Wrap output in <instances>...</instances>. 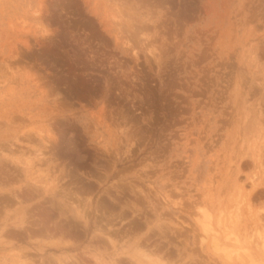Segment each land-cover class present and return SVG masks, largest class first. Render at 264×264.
I'll list each match as a JSON object with an SVG mask.
<instances>
[{
	"label": "rangeland",
	"instance_id": "374dc122",
	"mask_svg": "<svg viewBox=\"0 0 264 264\" xmlns=\"http://www.w3.org/2000/svg\"><path fill=\"white\" fill-rule=\"evenodd\" d=\"M261 237L264 0H0V264H264Z\"/></svg>",
	"mask_w": 264,
	"mask_h": 264
},
{
	"label": "bare ground",
	"instance_id": "6f19581e",
	"mask_svg": "<svg viewBox=\"0 0 264 264\" xmlns=\"http://www.w3.org/2000/svg\"><path fill=\"white\" fill-rule=\"evenodd\" d=\"M48 133H49V132H48ZM51 148H52V147H51ZM1 152H2V151H1ZM258 162H259V161H258ZM257 165H258V164H257ZM259 166H260V164H259ZM259 168H260V167H259ZM70 173H71V172H70ZM6 174H7V173H6ZM1 175H2V174H1ZM72 175H73V174H72ZM106 175H107V174H106ZM70 176H71V175H70ZM1 178H2V177H1ZM70 178L72 179V176H71ZM73 179H74V178H73ZM105 179H106V178H105ZM79 181H80V180H79ZM74 182H75V181H74ZM82 184H83V183H82ZM126 184H127V183H126ZM131 185H132V184H131ZM78 186H79V185H78ZM61 187H62V186H61ZM65 187H66V186H65ZM72 187H73V186H72ZM80 187H81V186H80ZM125 187H126V186H125ZM137 188H138V187H137ZM73 189H74V188H73ZM84 189H85V188H84ZM117 189H118V188H117ZM36 190H37V189H36ZM87 190H89V189H87ZM21 191H22V190H21ZM72 191H73V190H72ZM80 191H81V190H80ZM87 192H88V191H87ZM18 193H19V192H18ZM22 193H23V192H21L20 194H22ZM25 193H26V192H25ZM80 193H81V192H80ZM26 194H27V193H26ZM74 194H75V192H74ZM76 194H77V193H76ZM81 194H82V193H81ZM7 195H8V194H7ZM145 195H146V194H145ZM9 196H10V195H9ZM11 196H12V195H11ZM11 196H10V197H11ZM21 196H23V195H21ZM35 196H36V194H35ZM6 197H7V196H6ZM27 197H28V195H27ZM27 197H26V198H27ZM13 198H15L16 200H21V199H20L21 197H19V194H17V193H15V194L13 193ZM22 198H23V197H22ZM2 199H4V197H2ZM5 199H6V198H5ZM24 199H25V197H24ZM31 199H32V198H31ZM46 199H47V198H46ZM11 200H13V199H10V201H11ZM16 200H15V202H16ZM25 200H27V199H25ZM28 200H30V199H28ZM88 200H89V199H88ZM35 202H36V201H35ZM88 202H89V201H88ZM71 204H72V202H71ZM86 204H87V203H86ZM118 204H119V203H118ZM6 205H7V204H6ZM87 206H88V205H87ZM103 206H104V205H103ZM103 206H102V207H103ZM109 206H110V205H109ZM33 207H34V205H33ZM46 207H47V206H46ZM99 207H100V206H99ZM111 207L113 208V206H111ZM237 207H238V206H237ZM247 207H248V206H247ZM1 208H2V207H1ZM3 208H4V207H3ZM58 208H59V207H58ZM100 208H101V207H100ZM66 209H67V208H66ZM86 209H87V208H86ZM98 209H99V208H98ZM22 210H23V209H22ZM112 210H113V209H112ZM112 210H111V211H112ZM33 211H34V210H33ZM85 211H86V210H85ZM98 211H99V210H98ZM126 211H127V210H126ZM58 212L61 213V211H59V210H58ZM67 212H68V210H67L65 213L67 214ZM81 212H82V211H81ZM81 212H78L79 215H80ZM86 212H87V211H86ZM86 212H85V213H86ZM128 212H129V211H128ZM65 213H64V214H65ZM88 213H89V212H88ZM100 213H102V211H101ZM104 213H105V212H104ZM35 214H36V213H35ZM38 214H39V213H38ZM41 214H42V213H40V215H41ZM56 214H57V213H56ZM82 214H83V213H82ZM105 214H106V213H105ZM40 215H37V216H40ZM43 215H44V214H43ZM43 215H42V216H43ZM100 215H101V214H100ZM110 215H111V214H110ZM13 216H14V215H13ZM33 216H34V215H31V217H33ZM49 216H51V215H49ZM49 216H48V217H49ZM81 216H82V215H81ZM111 216H112V215H111ZM2 217H3V216H2ZM29 217H30V216H29ZM29 217H28V218H29ZM24 218H25V217H24ZM28 218H27V220L25 219L26 221H23V223L26 224V227H25V226H24V228L22 227V228L26 231V232L24 233V234H25L24 236H25V237H26V235L29 236L30 232L33 233V232H35V231H36V233L38 232V233H37L38 235H39V232H41L40 234H43V235H44V229L41 230L42 227L45 228V227L43 226V224L45 225V223H43V219H44V217H43V218H40V219H37V221H35V222H33L35 219H34V220H31L30 218H29V219H28ZM33 218H34V217H33ZM52 218H53V217H52ZM52 218H51V219H52ZM84 218H85V216H84ZM113 218H114V217H113ZM41 219H42V220H41ZM49 219H50V218H49ZM61 219H62V218H61ZM67 219H68V223L71 225L72 222L70 223V221H72V219H71V220H70L69 218H67ZM85 219H86V218H85ZM114 219H115V218H114ZM204 219H205V218H204ZM17 220H18V219H17ZM45 220H46V219H45ZM62 220H63V219H62ZM69 220H70V221H69ZM65 221H66V220H65ZM65 221H64V222H65ZM133 221H134V220H133ZM20 222H22V221H20ZM51 222H53V221H51ZM62 222H63V221H62ZM47 223H48V222H47ZM59 223H60V221H59ZM110 223H111V222H110ZM57 224H58V223H57ZM57 224H56V225H57ZM65 224H67V221H66ZM69 224H68V225H69ZM78 224H80V223H78ZM78 224L76 223L77 227H78ZM106 224H107V223H106ZM131 224H132V223H131ZM41 225H42V227H41ZM47 225L49 226V223H48ZM47 225H45V226H47ZM76 225H74V226L72 225V226L75 227ZM103 225H104V224H103ZM48 226H47V227H48ZM57 226H58V225H57ZM57 226H55L56 229H57V228H58V229L60 228V230H62L63 232H65V231L63 230L64 227H67V226H65V225H64V226H63V225H62V226L59 225L60 227H59V226L57 227ZM82 226H83V225H82ZM136 226H137V225H136ZM49 227H51V225H50ZM49 227H48V229H51V228L53 227V225H52L51 228H49ZM61 227H63V229H62ZM80 227H81V225H80ZM103 227H104V226H103ZM70 228H71V227H70ZM84 228H85V226H84ZM129 228H130V227H129ZM19 229H21V228H19ZM23 229H21L22 232H23ZM67 229H68V228H66V230H67ZM72 229H73V228H72ZM12 230H13V229H12ZM40 230H41V231H40ZM52 230H53V229H52ZM128 230H130V229H128ZM16 231H17V230H16ZM49 231H50V230H49ZM53 231H54V230H53ZM83 231H85V230H83ZM132 231H133V230H132ZM22 232H21V233H22ZM63 232H61V233H63ZM69 232H70V233L67 232L68 235L71 234V231H69ZM73 232H74V230H73ZM6 233H7V232H6ZM6 233H5V235H6ZM16 233H18V232H16ZM16 233H15V234H16ZM45 233H46V232H45ZM55 233H58V232L55 231ZM65 233H66V232H65ZM65 233H64V234H65ZM74 233H75V232H74ZM85 233H86V232H85ZM123 233L125 234L126 232H123ZM9 234H11V233H9ZM33 234H34V233H33ZM33 234H32V235H33ZM72 234H73V233H72ZM76 234H78V233H75V235H76ZM108 234H109V233H108ZM114 234H115V232H114ZM157 234H158V233H157ZM16 235H19V234H16ZM21 235H23V233H22ZM21 235H20V237H21ZM35 235H36V234H34L33 236H35ZM43 235H42V236H43ZM56 235H57V234H56ZM66 235H67V234H66ZM119 235H120V234H119ZM6 236H7V235H6ZM76 236H77V235H76ZM81 236H82V235H81ZM81 236H80V237H81ZM108 236H109V235H108ZM114 236H115V235H114ZM12 237H13V236H12ZM102 237H103V236H102ZM106 237H107V236H106ZM110 237H111V236H109L108 239H109ZM259 237H260V236H259ZM259 237H258V239H259ZM18 238H19V237H18ZM21 238H22V237H21ZM53 238H54V237H53ZM103 238H104V237H103ZM103 238H102V241H103ZM121 238H122V237H121ZM263 238H264V237H263ZM263 238H262V237L260 238V239H262V240H260L261 243H262V245L260 244V242H257V243H259L258 245H261L260 247H262V249L264 250V239H263ZM64 239H65V238H64ZM108 239L106 240L107 242H108ZM113 239H114V238H110V239H109V242H111L112 246H115V242L113 241ZM144 239H145V238H144ZM144 239H143V240H144ZM104 240H105V239H104ZM59 241H60V240H59ZM145 241H146V240H145ZM257 241H258V240H257ZM97 242H98V241H97ZM143 242H144V241H143ZM253 242L256 243V241H253ZM65 243H66V242H65ZM95 243H96V241H95ZM106 244H108V243H106ZM142 244H143V243H142ZM108 245H109V244H108ZM254 245H255V244H254ZM255 246H256V245H255ZM140 247H141V246H140ZM140 247H139V248H140ZM60 248H63V247H60ZM137 248H138V247H137ZM254 248H255V247H254ZM262 249H261V250H262ZM229 252H230V251H229ZM23 254L26 255V253H23ZM23 254H21V255H23ZM245 254H246V253H245ZM21 255H20V256H21ZM25 255H24V256H25ZM36 255H37V254H36ZM144 255H145V254H144ZM226 255H227V254H226ZM239 255H240V253H239ZM30 256H32V253H31ZM245 256H246V255H245ZM34 257H35V256H34ZM37 257H38V255H37ZM134 257H135V256H134ZM145 257L148 258V260H150V257H151V256H150V257L144 256V258H145ZM241 257H242V256H241ZM19 258H21V257H19ZM26 258H27V257H26ZM129 258L132 259V261L134 260L133 257H129ZM151 258H152V257H151ZM169 258H170V257H169ZM29 259H30V258H29ZM94 259H95V261H96L97 263H100V264H103V263H104V264H118V263H119V262L114 263L113 260H110V261H105V260H103V259L101 260V258H99V257H95ZM122 259H123V258H122ZM155 259H156V258H155ZM27 260H28V259H27ZM85 260H86V259H85ZM159 260H160V259L158 258V259H157V262H158ZM170 260H171V259H170ZM247 260H248V259H247ZM19 261H20V260H19ZM21 261H22V260H21ZM122 261H123V260H122ZM122 261H121V262H122ZM125 261H126V260H125ZM242 261H243V260H242ZM23 262H24V260H23ZM39 262H40V261H39ZM41 262H42V261H41ZM46 262H47V261H46ZM49 262H50L49 264L53 263L52 260H49ZM127 262H128V261H127ZM151 262H152V261H151ZM56 263H57V264H65V262L62 261L61 259H58ZM76 263H77V262H76ZM137 263H138V262H137ZM243 263H246V261H245V262L243 261ZM22 264H28V263H27V262H24V263H22ZM73 264H75V263H73ZM78 264H79V263H78ZM81 264H82V263H81ZM139 264H143V263H142V262H139ZM161 264H162V263H161ZM247 264H248V263H247Z\"/></svg>",
	"mask_w": 264,
	"mask_h": 264
},
{
	"label": "flooded vegetation",
	"instance_id": "af4514ba",
	"mask_svg": "<svg viewBox=\"0 0 264 264\" xmlns=\"http://www.w3.org/2000/svg\"><path fill=\"white\" fill-rule=\"evenodd\" d=\"M6 174V173H5ZM7 175V174H6ZM8 176V175H7ZM10 179V178H9ZM90 264V263H89Z\"/></svg>",
	"mask_w": 264,
	"mask_h": 264
}]
</instances>
